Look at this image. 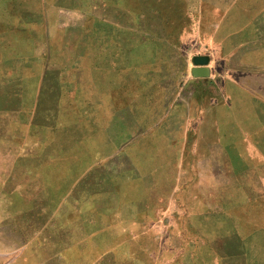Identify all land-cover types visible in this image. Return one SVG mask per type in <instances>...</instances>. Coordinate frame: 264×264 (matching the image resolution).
I'll list each match as a JSON object with an SVG mask.
<instances>
[{"label": "rangeland", "instance_id": "374dc122", "mask_svg": "<svg viewBox=\"0 0 264 264\" xmlns=\"http://www.w3.org/2000/svg\"><path fill=\"white\" fill-rule=\"evenodd\" d=\"M181 3L0 0V253L7 258L22 253L28 261L38 238L93 241L94 223L105 216L97 207L133 211L158 192L200 185L192 161L207 151L186 132L174 97L188 94L185 75L205 54L196 53L204 47L189 20L199 13ZM217 137L229 147H217L198 169L214 174V190L229 192L220 204L244 201L235 214L246 226L240 232L247 253L264 264V149ZM99 234L98 248H107V233Z\"/></svg>", "mask_w": 264, "mask_h": 264}, {"label": "crops", "instance_id": "0c3cea01", "mask_svg": "<svg viewBox=\"0 0 264 264\" xmlns=\"http://www.w3.org/2000/svg\"><path fill=\"white\" fill-rule=\"evenodd\" d=\"M181 4L188 7L186 13H199L189 18L204 47L196 53L209 59L208 76L186 73L188 94L174 97L180 103L174 112L182 113L186 132L197 136L199 148L207 151L192 161L200 185L193 191L186 185L168 194L158 192L161 195L152 205L133 211H126L124 204L107 211L97 207V214L105 216L94 223L93 241L88 237L60 245L38 238L31 243L28 261L22 253L9 258L0 253V264H261L259 256L247 253L246 235L240 232L246 226L236 219V211L246 208L241 205L244 201L220 204L216 198L229 192L214 190V174L201 173L198 166H207L217 147H229L214 135H226L228 141L248 139L264 149V0H182ZM191 106L195 113L185 111ZM210 161L214 164L213 158ZM258 175L254 181L260 183V170ZM256 192L260 196L254 189V199ZM103 230L107 248H98Z\"/></svg>", "mask_w": 264, "mask_h": 264}, {"label": "water", "instance_id": "95a60500", "mask_svg": "<svg viewBox=\"0 0 264 264\" xmlns=\"http://www.w3.org/2000/svg\"><path fill=\"white\" fill-rule=\"evenodd\" d=\"M209 59L206 55H197L193 58L194 67L191 73L193 77H206L209 74L208 64Z\"/></svg>", "mask_w": 264, "mask_h": 264}]
</instances>
